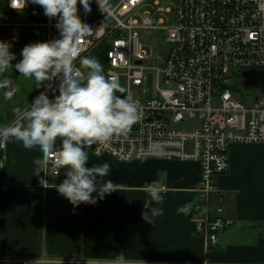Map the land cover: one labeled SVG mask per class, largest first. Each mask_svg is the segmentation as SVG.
Here are the masks:
<instances>
[{"label":"crops","instance_id":"1","mask_svg":"<svg viewBox=\"0 0 264 264\" xmlns=\"http://www.w3.org/2000/svg\"><path fill=\"white\" fill-rule=\"evenodd\" d=\"M9 4L10 0H0V39L9 41L10 50L17 54L6 75L14 79L18 91L5 99L0 90V125L14 121V109L26 108L38 94L34 80L14 68L22 59L21 49L30 42L48 40L43 6L29 0L13 10ZM74 7L81 22L104 15L97 0H91L87 13ZM6 143V165L0 168V264H117L121 254L125 264H264V168L251 156L253 148L261 145L232 147L230 168L218 182L233 225L221 232L217 245L208 247L194 231L198 162H121L109 155L98 156L92 146L85 145L86 166L110 163L105 179L122 187L104 195L93 192L95 204H73L59 197L54 187L65 178L66 166L60 176L48 166L39 177L33 176L31 162L40 154L23 150L13 139ZM56 147H60L59 138ZM153 180L163 186L165 201L164 214L151 224L141 213L148 199L144 185ZM188 201L193 202L190 213H178L177 208Z\"/></svg>","mask_w":264,"mask_h":264},{"label":"built area","instance_id":"2","mask_svg":"<svg viewBox=\"0 0 264 264\" xmlns=\"http://www.w3.org/2000/svg\"><path fill=\"white\" fill-rule=\"evenodd\" d=\"M104 15L90 22L96 32L82 41L81 55H95L108 75L140 87L148 70H154L157 91L153 97H133L142 118L127 134L91 146L98 156L117 161L175 159L198 162L200 179L195 193L194 231L209 246L233 225L226 216L219 177L230 168L235 144L264 145V88L251 107L235 95L241 93L248 71H264V9L261 0H99ZM23 8V0H16ZM25 5V4H24ZM162 14H171L167 19ZM55 18L47 19L48 40L54 39ZM160 30L170 44L162 64L149 67L142 32ZM77 66L79 64L77 59ZM166 84L162 88L161 84ZM43 85L36 86L40 93ZM125 93L124 95H126ZM53 93L46 95L51 100ZM165 142L163 153L149 150ZM188 144L192 150L187 151ZM6 139L0 137V168L6 165ZM48 168L60 176L62 166L53 155ZM57 195L60 194L54 186ZM30 194H34L31 192Z\"/></svg>","mask_w":264,"mask_h":264},{"label":"clouds","instance_id":"3","mask_svg":"<svg viewBox=\"0 0 264 264\" xmlns=\"http://www.w3.org/2000/svg\"><path fill=\"white\" fill-rule=\"evenodd\" d=\"M29 0H23L22 7ZM43 6L44 14L55 18L54 39L26 44L20 52L14 68L24 78L34 80L40 93L30 100L26 108H15L16 119L7 125H0V137L13 139L19 146L30 151L35 149L39 159L32 160L33 176L39 177L55 155L56 162L66 166V175L56 185L60 194L73 204L86 202L95 204L93 192L104 194L118 191L122 185L112 179H105L111 172L108 162L86 166L89 160L85 145L109 142L118 134H127L143 113L139 102L120 83L117 77L107 74L99 57L81 55L82 41L93 36L96 29L87 21L76 16V7L84 12L91 11V0H30ZM99 4V0H97ZM11 6L17 7L16 0ZM264 9V0L259 5ZM12 44L0 39V90L3 97L11 99L18 91L14 79L6 75L17 54L10 49ZM77 59L79 64L77 66ZM127 93L126 95H117ZM53 93L52 99L46 95ZM57 138L60 147L57 148ZM152 152L163 153L165 142L155 140L150 146ZM148 199L144 200L142 216L149 223L164 214V188L158 180L144 185ZM193 202L188 201L177 208L178 213L188 215ZM121 254L117 264H125Z\"/></svg>","mask_w":264,"mask_h":264},{"label":"rangeland","instance_id":"4","mask_svg":"<svg viewBox=\"0 0 264 264\" xmlns=\"http://www.w3.org/2000/svg\"><path fill=\"white\" fill-rule=\"evenodd\" d=\"M108 6H112L113 0H101ZM44 15V14H39ZM171 14L165 15L162 14L160 17L168 18L171 17ZM45 19H48V16L44 15ZM34 19V17H32ZM142 39L146 46L148 55L151 57L150 61L147 62V65L151 68L158 67L162 64L166 55L169 52L170 44L165 39V34L160 30H149L142 32ZM103 64V63H102ZM104 68H105V64ZM121 84L128 90L127 83L123 79ZM162 88H166V84H161ZM157 91V81L156 74L154 70H148L145 74V81L140 87H132L131 94L133 97L141 98V97H153ZM125 93L117 92V95L123 96ZM257 95H262V92L259 88H242L241 93L236 94L235 97L238 100L243 101L245 106L251 107L254 104L255 97ZM192 146L188 144L187 151H191ZM253 161L257 166H262L264 168V145L257 146L253 148V152L251 154Z\"/></svg>","mask_w":264,"mask_h":264},{"label":"water","instance_id":"5","mask_svg":"<svg viewBox=\"0 0 264 264\" xmlns=\"http://www.w3.org/2000/svg\"><path fill=\"white\" fill-rule=\"evenodd\" d=\"M244 75L248 78L245 85L249 87L261 86L264 88V71H248Z\"/></svg>","mask_w":264,"mask_h":264}]
</instances>
